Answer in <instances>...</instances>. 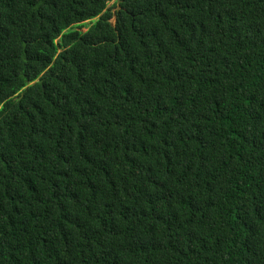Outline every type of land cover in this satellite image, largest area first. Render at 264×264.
Listing matches in <instances>:
<instances>
[{
  "label": "trees",
  "instance_id": "obj_1",
  "mask_svg": "<svg viewBox=\"0 0 264 264\" xmlns=\"http://www.w3.org/2000/svg\"><path fill=\"white\" fill-rule=\"evenodd\" d=\"M0 264H264V0H0Z\"/></svg>",
  "mask_w": 264,
  "mask_h": 264
},
{
  "label": "rangeland",
  "instance_id": "obj_2",
  "mask_svg": "<svg viewBox=\"0 0 264 264\" xmlns=\"http://www.w3.org/2000/svg\"><path fill=\"white\" fill-rule=\"evenodd\" d=\"M111 5V4H110ZM83 32H86L88 30V26L81 29Z\"/></svg>",
  "mask_w": 264,
  "mask_h": 264
}]
</instances>
